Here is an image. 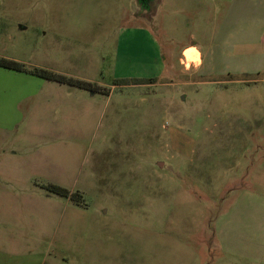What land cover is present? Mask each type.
<instances>
[{
    "label": "rangeland",
    "instance_id": "obj_1",
    "mask_svg": "<svg viewBox=\"0 0 264 264\" xmlns=\"http://www.w3.org/2000/svg\"><path fill=\"white\" fill-rule=\"evenodd\" d=\"M226 7L0 0V58L101 90L0 67V264H264V61L220 60Z\"/></svg>",
    "mask_w": 264,
    "mask_h": 264
},
{
    "label": "crops",
    "instance_id": "obj_2",
    "mask_svg": "<svg viewBox=\"0 0 264 264\" xmlns=\"http://www.w3.org/2000/svg\"><path fill=\"white\" fill-rule=\"evenodd\" d=\"M221 4L227 7L215 40L216 48L219 49L218 57H220V60L233 58L245 61L256 58L264 61V0H218V5ZM132 41L134 42V40ZM214 48L210 49L209 53L215 51ZM191 49L196 52L195 58L186 55V52ZM180 57L187 68H197L199 74L205 62H207V69L214 70L213 66L210 65L212 61L215 64L214 57L212 58L210 55V57L204 58L201 54V48L195 43L183 46ZM228 71L236 72L229 67H225L221 70V73H227ZM5 129L6 127L0 124V130ZM1 166L2 170L8 175L14 171L11 165H2L0 162V168Z\"/></svg>",
    "mask_w": 264,
    "mask_h": 264
},
{
    "label": "trees",
    "instance_id": "obj_3",
    "mask_svg": "<svg viewBox=\"0 0 264 264\" xmlns=\"http://www.w3.org/2000/svg\"><path fill=\"white\" fill-rule=\"evenodd\" d=\"M0 67L10 69V70H15L18 72H27V73L29 72L31 75L43 78L45 80L56 81L58 83H65V84H68L70 86H74L80 89L97 91L91 83L69 79V78H66L65 76L56 75L54 73H50V72H47L41 69L27 70L23 64L15 62L13 60L0 58ZM144 82H147V81L145 80H131V81L121 80L115 83L114 85L115 86H123V85H130V84L134 85V84H144ZM46 188L48 189V191H50L53 194L66 195L65 190L56 185L50 184V185H47Z\"/></svg>",
    "mask_w": 264,
    "mask_h": 264
},
{
    "label": "water",
    "instance_id": "obj_4",
    "mask_svg": "<svg viewBox=\"0 0 264 264\" xmlns=\"http://www.w3.org/2000/svg\"><path fill=\"white\" fill-rule=\"evenodd\" d=\"M140 3H144L146 2L147 0H138Z\"/></svg>",
    "mask_w": 264,
    "mask_h": 264
}]
</instances>
